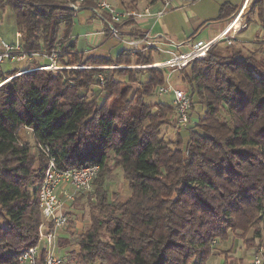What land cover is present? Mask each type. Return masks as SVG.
I'll return each instance as SVG.
<instances>
[{"label":"trees","instance_id":"trees-1","mask_svg":"<svg viewBox=\"0 0 264 264\" xmlns=\"http://www.w3.org/2000/svg\"><path fill=\"white\" fill-rule=\"evenodd\" d=\"M0 7L14 12L18 31L33 48L63 41L76 16L65 0H0ZM237 8L222 3L217 19ZM252 12L260 20L250 17L248 23L264 30V0H254ZM263 37L264 31L258 44ZM63 49L71 56L68 63L74 54L83 55L73 39ZM128 51L87 61L122 64L129 61ZM241 53L242 47L233 43L216 44L207 56L179 70L193 99L206 108L196 123L183 127L187 140L181 131L174 141L162 136L174 106L148 101L166 83V69L150 68L138 90L110 72L102 83L96 69L74 71L78 76L73 80L36 70L6 83L0 89V264L13 263L37 243L42 223L38 185L51 155L62 169L99 165L91 223L78 237L80 252L72 258L78 264H207L217 240L232 233L259 253L256 239L264 229V51L258 45L247 57ZM138 59L146 63L151 55L138 53ZM96 86L101 92L90 97ZM25 126L34 134L37 154L33 143L19 136ZM113 167H122L131 196L119 198L105 188ZM251 229L254 237L248 238ZM38 264H45L44 252Z\"/></svg>","mask_w":264,"mask_h":264},{"label":"built area","instance_id":"built-area-1","mask_svg":"<svg viewBox=\"0 0 264 264\" xmlns=\"http://www.w3.org/2000/svg\"><path fill=\"white\" fill-rule=\"evenodd\" d=\"M65 1L76 15L80 11L90 10L92 17L103 22V32L121 42L124 49L136 53L152 46L165 53L166 58L160 61L161 65L143 66L173 67L169 68V75L172 71L185 67L190 61L207 56L210 49L222 41L232 44L236 40L238 32L247 27V23L242 17L243 9L248 0L245 1L238 14L214 37L206 40L189 37L183 43L176 42L163 32L153 34L157 22L172 5V0H163L160 8H156L152 4H147L143 8H129L120 0ZM84 4H87L86 8ZM236 21L237 24L234 23ZM130 24L136 25L138 29L143 31V34H127L133 32L131 27H128ZM144 24L148 26L147 29L142 27ZM70 39H72V36L52 47L43 45L40 48H33L29 46L20 31L17 32L15 41H8L0 37V89L16 76L24 73L44 70L56 74L61 69L69 67V55L64 52L63 44ZM259 45L264 51V37L259 41ZM15 61H25L28 66L25 69L4 68V64ZM98 75L101 82L104 83L103 73L99 72ZM171 91L174 94L172 101L174 111L170 114V120L177 128L187 127L194 102L192 92L188 88L175 87L169 81L157 88V93L160 95ZM47 152H51L49 148H47ZM98 172L99 165L62 169L54 156L49 157L48 165L38 185L42 223L39 228L37 243L20 253L10 264H38L42 252H44L45 264H64V259L60 254L59 235L70 222L72 204L80 193L92 190ZM67 185H70V188H65ZM213 243H216V241H213ZM263 260V253L259 251L249 264H263Z\"/></svg>","mask_w":264,"mask_h":264},{"label":"rangeland","instance_id":"rangeland-1","mask_svg":"<svg viewBox=\"0 0 264 264\" xmlns=\"http://www.w3.org/2000/svg\"><path fill=\"white\" fill-rule=\"evenodd\" d=\"M120 1L124 4L127 1V3L129 5L136 6V8H143L145 5L152 3L151 0H120ZM253 1L254 0L250 1V4L248 5L249 7L246 9L245 21H248V18H250V17L254 18L256 16V12H257L256 10H255L256 12L250 13V10L253 7ZM195 2L196 3L194 4V8H196V9L201 8V10L198 9L199 15L201 14L202 16H204V18H211V17H215L218 14V8H219L220 3H224V2H226V0H217V1H214V0H197ZM133 8H135V7H133ZM184 11L185 10H181V9H173V10L167 11L165 13V16H164L165 22L169 27L168 36L171 39L176 40V41H184L188 35H191L194 32L192 25H190L187 22V16H186ZM243 11H244V9H243ZM85 14H88V13H86L85 11H80L75 16L76 19L74 18L75 24H74V28H73L74 32L78 33L80 31L81 28H80V25L78 24V19H79L78 17L81 15H85ZM196 15L199 16L198 14H196ZM197 16H195V19L197 18ZM193 17H194V15H193ZM193 17H191V18H193ZM255 18L257 21L260 20L259 14ZM210 20L211 19H209V21ZM190 22H192V19ZM128 27H131V29L133 31H136L138 29V27L136 25L130 24V25H128ZM142 27L144 29L148 28V26L146 24H144ZM260 29H262V28L256 29V32L253 36V39H251V40H253V42L245 41V46L244 45L242 46L241 45L242 43L239 41L236 42L237 40H234L232 42L237 47H242V53L241 54L243 56H245V57L249 56L252 53V50L254 48H256V46L259 45V44H256V43H258L257 38L259 37L260 33L262 31H264V30H260ZM18 30H19V27H18L16 16H15L14 12H12V10L9 7H5V8L0 7V37L6 39L8 41H15L16 37H17ZM61 31L62 32L60 33V35L64 34L63 33V32H65L64 27H62ZM160 32L161 31H160L159 27H157L153 31V34H159ZM251 34H252V31L251 32H249V31L245 32V36H249ZM71 35L72 34L70 33L69 36H71ZM68 37H66L65 39H67ZM198 38L199 37H197V39ZM111 43H113V42H111ZM218 44L220 46L230 45L226 41H222ZM110 45L112 46V44L107 43L105 48L108 49ZM111 46L109 49H111L110 55H112V56H117L122 51V49H124V46L122 43H115V45H113L112 47ZM128 53H129L128 54L129 56H127V57H128L129 61L123 62L122 64H118L117 62H113V64H93V62H88L87 58H85L83 55H80L78 53H76V54L73 53L74 55L72 57V60H74V61L69 62L70 66L66 67L64 69H61L56 74H62L64 76H66L67 80H73V78L75 76H78L74 71L96 69L97 70L96 71L97 77L99 76L98 75L99 72H102L103 75L106 72H110V73L114 74L116 79L121 80V81H125V82L127 81V84L132 88V90H136V89L138 90L139 88H141V86L144 85V82H146L148 80L150 68H158V67H145L143 65H147V64H150V63H153L156 61H161V60H164L166 58L165 53H163L162 51H160L157 48L152 47V46L149 47L148 49L144 50V51H140V52L138 51L136 53H133L132 51H128ZM138 53H144V54H148V55L150 54L151 59L146 63L139 61ZM70 57H69V60H70ZM75 59H77V61ZM27 66H28V63H26L25 61L24 62L15 61V62H10V63L4 64L5 69H14V68L25 69ZM169 68H173V67H161L160 68V69H166V71L168 72L166 74V76L168 78V79H166V82L170 81L173 83V85H176L175 81H179L180 82L179 87L188 88V83L183 82L184 75L181 71H179L180 69L179 70L176 69V70L172 71V75H169V72H170ZM95 78H96V75H95ZM129 78H131L133 80H129ZM94 88H95L94 90H96V92L90 91L89 92L90 97H94L95 94L101 90V88L99 86H96ZM104 95H105V93H104ZM167 95H168V93H164L162 95L163 98L167 99L166 101H168ZM101 96H103V92H102ZM156 96L157 97L160 96V94L157 93V89L155 90L154 95L151 98L150 97L148 98V101L149 102L156 101L157 100ZM193 104H194V107H192L191 118H190V122H189L188 126L196 123L199 120V118L204 114L205 109H206L205 107H203V105L201 103H199L197 97H194ZM179 131H181L182 135H184L185 138L188 137L187 129H185L183 127L177 128V126H175V124L170 120V113H169L167 116V123L163 125V129H162V133H161L162 136H164L166 139L174 141V140H176V138L179 134ZM32 143H33V146L36 148V144L34 143V141ZM34 151L36 152V154L38 153L37 148ZM120 174H122V169H120ZM93 191H94V187H92L91 191H87L85 193L79 194L78 198L73 203V207H74L75 211L70 212V215H71L70 216V222L65 228H69L70 230L73 227L75 228L76 219L86 220V221L91 222V220H90V208H91L90 203L93 202V200H94V199H91V196H92L91 193ZM89 225L83 227V232L89 227ZM262 231H263L262 232L263 235L261 238L256 239V245H257V250H258L257 252L261 251L263 253V258H264V229ZM74 234H75L74 236L76 238V236L79 233L74 231ZM233 236H235L234 233H232V235L227 240H232V242H233ZM252 237H254V230L253 229H251L250 232L248 233V238H252ZM75 238H71V241L72 242L75 241ZM227 240H225V241H227ZM217 242H218V240H217ZM61 247H62V245H61ZM238 247H240L237 249L238 254H241L242 249L245 250V247L249 251H251V250L254 251L253 249H250L247 246V244L245 242H243L242 239H240ZM78 249H80V247ZM78 249H77V251H78ZM77 251H75V252H77ZM252 251L250 252L251 254H252ZM79 252H80V250L78 251V253H76L74 255H72V254L66 255L64 253V251L61 250V253L63 255L65 254L67 256V262L64 264H78L76 259H74V261H72L70 258L71 257L75 258L76 255L79 254ZM225 252L227 254H229V252H231V251L226 250ZM255 255L256 254L250 255L245 260V263H243V264L249 263L253 258H255ZM208 264H225V260L222 257L211 256L208 259Z\"/></svg>","mask_w":264,"mask_h":264},{"label":"crops","instance_id":"crops-1","mask_svg":"<svg viewBox=\"0 0 264 264\" xmlns=\"http://www.w3.org/2000/svg\"><path fill=\"white\" fill-rule=\"evenodd\" d=\"M195 1H197V0H194V1L172 0V5L166 10V12L173 10V9L185 10L184 12L187 16V22L190 25H192V27L194 29V32L191 35H188L184 41H176L175 40L178 43H183V42L187 41V39L189 37H193L195 39H197V37H199L198 39H204V40L214 37L215 35H217L220 31H222L224 29V27L227 25V23L231 19H233L235 15L238 14V12L243 8L246 0H226V2L228 1V2L236 5L238 8H237L236 12H234L231 16H229L225 19H223V18L217 19L218 18L217 16H219V13H220V5L222 3H220V5H219L218 14L215 17L204 18V16H202L201 14L199 15L198 9L201 10V8H198V9L194 8V4L196 3ZM214 1H217V0H214ZM154 6L156 8H160L162 6V3L156 4ZM85 12L88 14L81 15V16L78 15L79 16L78 17L79 18L78 24L80 25V28H81L80 31L78 33L73 31L76 18L74 19V22H73L71 30H70V33L72 34L71 35L72 39L75 41L76 51L83 54L85 58H88L91 56H95V57L112 56V55H110L111 49H109L111 45L109 46L108 49H106L105 48L106 44L110 43L113 46V45H115V43H121V42L114 39L109 34L103 32V29H104L103 22H101L97 18L92 17L90 10L86 9ZM165 13L161 17V19L157 22L155 28L159 27L161 32L166 33L168 35L169 27L166 24L165 19H164ZM196 14H198L199 16H197ZM193 15H194V17H193ZM195 16H197L196 19H195ZM191 17H193V18H191ZM191 19H192V22H190ZM209 19H211V20L209 21ZM242 19L245 21V11L243 13ZM247 22L248 21H246V23ZM234 23L236 24L238 22L236 21ZM257 27L260 28L253 21L251 23H247V27L242 28L238 32L236 39L238 38L239 40L244 41V42L245 41L253 42V40H251V39H253V36L256 32V29H258ZM155 28H154V30H155ZM260 30H263V29H260ZM246 31L247 32L252 31V34L249 36H245ZM262 33H263V31L260 33L259 38L261 37ZM111 42H113V43H111ZM256 44H258V43H256ZM169 83L173 85L172 82L169 81ZM175 84L176 85H173V86H175V87L180 86L179 81H175ZM162 95L163 94H161L158 97L156 96L157 97L156 101L164 102L167 104H172L173 97H174V94L172 91L168 92V95H167L168 101H166L167 99L163 98ZM104 96L105 95L103 93L102 97H104ZM19 136L22 140H25L27 142H33L34 141L33 132L26 126L22 127L19 130ZM185 140H187V138H185ZM113 163H114L113 161H110L111 165H113ZM120 169H122V167H115V168L113 167L110 176H108L106 178L105 188H107L110 192H118L119 198H127V197L132 195V191L130 188V181L125 178L124 173H123V169H122V174H120ZM66 187L70 188V185L65 186V188ZM93 187L95 188V185ZM74 211H75V209H74L73 204H72L71 212H74ZM75 223H76L75 228L73 227L71 230L69 228H65L61 231V233L59 235L60 254L64 259V263L67 262V256H66L67 254L74 255V254L78 253V251L80 250V249H78L80 246L77 243L78 237L80 234H82L83 227L88 226L91 222L86 221V220L76 219ZM74 231L79 233L76 236V238L74 236L75 235ZM71 238H75V241L72 242ZM239 241H240V239L237 236H233V242H232V240L218 241L216 243V248H215V250L211 256H214V257L218 256V257L224 258L225 264H230V262L233 260H237L238 264L245 263V260L250 255L255 254V252L251 250L252 251V254H251L250 253L251 251H249L245 247V250L241 248L242 249L241 254H238L237 249L240 248V247H238ZM61 245H62V247H61ZM77 249H78V251H77ZM61 250H63L66 255L65 254L63 255L61 253ZM226 250H230L231 252H229V254H227L225 252ZM75 251H77V252H75ZM70 259L72 261H74L72 259V257ZM207 264H208V261H207ZM247 264H249V263H247Z\"/></svg>","mask_w":264,"mask_h":264},{"label":"bare ground","instance_id":"bare-ground-1","mask_svg":"<svg viewBox=\"0 0 264 264\" xmlns=\"http://www.w3.org/2000/svg\"><path fill=\"white\" fill-rule=\"evenodd\" d=\"M162 63L160 61H157L155 63H151V64H147V66H157V65H161Z\"/></svg>","mask_w":264,"mask_h":264}]
</instances>
